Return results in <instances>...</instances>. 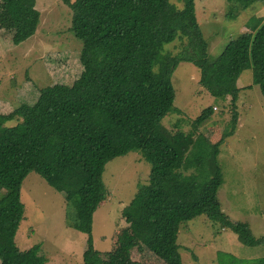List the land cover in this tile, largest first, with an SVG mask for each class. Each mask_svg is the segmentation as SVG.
<instances>
[{"label": "trees", "instance_id": "trees-1", "mask_svg": "<svg viewBox=\"0 0 264 264\" xmlns=\"http://www.w3.org/2000/svg\"><path fill=\"white\" fill-rule=\"evenodd\" d=\"M177 1L181 7L171 0H63L71 9L69 30L83 42L82 70L72 84L42 87L32 104L0 115V264L43 262L39 244L22 250L15 241L25 210L21 186L30 172L73 206V226L87 235L83 258L92 264L93 214L107 195L105 164L130 151L150 163V172L121 215L147 249L166 264H183L179 226L204 214L241 242L261 245V255L247 264H264V236H255L247 222L230 220L218 200L223 183L218 154L225 136L210 142L200 130L213 108L178 120L173 129L162 123L168 112H179L171 79L183 61L199 68L198 82L212 97H231L232 128L241 88L257 85L264 98V0H227L237 11H255L213 55L195 0ZM35 3L2 0L23 38L38 25ZM176 40V51L166 49ZM245 69L251 70V82L240 87ZM14 118L16 124L5 125Z\"/></svg>", "mask_w": 264, "mask_h": 264}, {"label": "rangeland", "instance_id": "rangeland-1", "mask_svg": "<svg viewBox=\"0 0 264 264\" xmlns=\"http://www.w3.org/2000/svg\"><path fill=\"white\" fill-rule=\"evenodd\" d=\"M2 6L0 0V115H6L22 103L32 104L42 87L72 84L82 70L83 42L69 30L71 9L63 0H36L40 17L34 34L27 38L21 36ZM235 6L227 0H195L196 16L212 55L239 34L254 14L255 10L237 11ZM177 46L179 40L167 44L166 49L176 51ZM199 77L194 64H178L171 80L173 105L179 112H168L162 123L173 129L178 120L189 121L204 108H213L200 130L210 142L225 136L218 154L223 174L217 193L221 209L230 220L247 222L255 236H264L263 95L257 85L241 88L235 106L237 123L232 128L231 97H212L199 84ZM238 82L240 87L250 84L251 70L245 69ZM18 120L11 119L5 125L12 126ZM188 127L185 124L183 129ZM149 172L150 163L138 151L105 164L102 178L107 195L93 214L92 264H166L136 238L121 215L138 186L147 182ZM21 200L25 210L15 235L18 247L24 250L39 244L42 264H85L87 235L73 226L75 210L64 194L30 172L22 182ZM177 243L183 264H247L263 249L241 242L236 232L204 214L180 224Z\"/></svg>", "mask_w": 264, "mask_h": 264}, {"label": "crops", "instance_id": "crops-1", "mask_svg": "<svg viewBox=\"0 0 264 264\" xmlns=\"http://www.w3.org/2000/svg\"><path fill=\"white\" fill-rule=\"evenodd\" d=\"M3 5V4H2ZM3 7V6H2Z\"/></svg>", "mask_w": 264, "mask_h": 264}]
</instances>
